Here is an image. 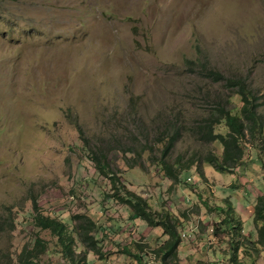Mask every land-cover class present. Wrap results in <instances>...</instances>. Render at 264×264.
<instances>
[{"label":"rangeland","instance_id":"rangeland-1","mask_svg":"<svg viewBox=\"0 0 264 264\" xmlns=\"http://www.w3.org/2000/svg\"><path fill=\"white\" fill-rule=\"evenodd\" d=\"M202 67L242 79L264 120V0H0V264H17L34 235L48 244L37 264H65L55 238L31 223L33 199L70 225L75 214L95 222L104 258L79 247L86 264H139L124 249L161 264L162 230L110 199L80 138L151 210L181 218L179 264H231L235 255L234 264H264L252 245L264 151L245 146L233 171L203 162L222 149L200 128L225 99L238 110L239 97ZM175 130L166 161L194 165L171 185L154 163ZM228 206L240 223L233 236L219 228L218 208Z\"/></svg>","mask_w":264,"mask_h":264},{"label":"trees","instance_id":"trees-1","mask_svg":"<svg viewBox=\"0 0 264 264\" xmlns=\"http://www.w3.org/2000/svg\"><path fill=\"white\" fill-rule=\"evenodd\" d=\"M207 77L214 81H220L224 78L217 71L202 67L199 69ZM231 88L236 89L235 93L239 97V109L229 108L231 105L229 100L225 99L218 110L207 123L200 128V137L208 142H217L221 146V154L209 153L205 155L203 162L215 169L217 172H226L228 169L232 171L243 165L244 147L259 144L261 150L264 151V120L262 115L258 113V98L247 86L242 79H226ZM239 111V112H238ZM219 124L226 129V133H214L213 128ZM246 131L248 138H246ZM178 138L177 130L169 132L168 135L162 136L164 148L161 157L156 163L165 173L166 177L171 181V185L177 183L179 172L189 170L194 162H190L186 167L176 170L166 161V157L170 153L174 143ZM84 142V146L88 152L89 159L94 163L97 173L101 176L108 177L112 192L110 199L116 203L127 207L130 217L139 219L146 223L149 227L160 228L162 237L165 239L155 248L154 254L161 264H179L178 247L181 242L179 228L182 224L181 218L166 210L155 212L150 209L147 201L140 195L128 190L123 184H120V178L110 168V163L105 154H97L87 147L84 138H80ZM261 143V144H260ZM130 150H127L129 152ZM146 151V150H145ZM125 152V153H127ZM143 152V151H142ZM141 160V153L137 156ZM137 161V160H136ZM137 165V162H134ZM188 201V199H187ZM253 220L257 231V239L252 240L253 251L257 253L264 251V192L257 197L253 206ZM230 206L226 209L218 208L220 212L226 215L220 223L219 228H227V234L231 236L239 233L240 223L236 222L234 216L229 212ZM71 225L57 217L44 215L36 200H32L31 223L39 231H48L55 238L58 254H60L65 264H86L85 252H77L79 247H83L86 251L93 252L98 258L103 259L104 254L100 250V241L95 237L97 226L95 222L88 216L83 214H75L70 216ZM239 226V227H238ZM217 234V229L214 230ZM234 231V232H232ZM243 240H247L242 234H239ZM32 243L24 246L18 255L17 264H37L40 257L48 251V244L34 235ZM237 247V245H236ZM238 248V247H237ZM127 255L133 257L139 264L142 261V250H138L132 254L129 250L124 249ZM129 253V254H128ZM245 251H243V254ZM238 257L233 256L232 263Z\"/></svg>","mask_w":264,"mask_h":264}]
</instances>
